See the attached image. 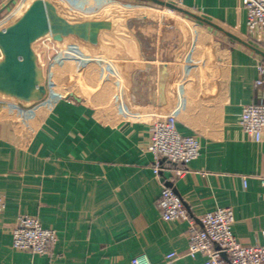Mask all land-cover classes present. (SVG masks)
I'll return each mask as SVG.
<instances>
[{
	"label": "crops",
	"instance_id": "1",
	"mask_svg": "<svg viewBox=\"0 0 264 264\" xmlns=\"http://www.w3.org/2000/svg\"><path fill=\"white\" fill-rule=\"evenodd\" d=\"M17 1L0 0V39L28 30L47 93L20 97L0 49V264H133L141 254L164 264L170 250L176 264H202L204 254H186L190 223L162 217L163 184L196 220L231 206L239 241L264 244V140L241 125L244 106L264 100V31L248 30L244 0H24L16 11ZM48 38L89 59L54 70L60 87L82 74L88 97L59 99ZM169 113L181 134L199 138L200 153L186 165L164 159L159 177L151 127ZM26 213L56 231L43 254L13 247Z\"/></svg>",
	"mask_w": 264,
	"mask_h": 264
},
{
	"label": "built area",
	"instance_id": "2",
	"mask_svg": "<svg viewBox=\"0 0 264 264\" xmlns=\"http://www.w3.org/2000/svg\"><path fill=\"white\" fill-rule=\"evenodd\" d=\"M244 3L247 8L248 30L252 34L264 31V0H244ZM15 5L16 11L21 10L25 7L24 0H18ZM44 46L53 65L51 72L67 61L74 62L77 69L81 68L84 61H89L74 43H66L62 46L52 38H48L44 41ZM259 72L257 83L262 84L264 65L259 66ZM53 75L50 84L55 90V85L59 83L55 71ZM55 92L58 94L57 89ZM241 125L251 139L264 140L263 99L244 106ZM149 150L154 156V172L160 177L164 159L177 165L188 164L199 155L200 140L196 135L181 134L177 127V118L169 113L165 116L159 115L152 122ZM183 172V169L177 168L174 176H180ZM158 206L165 220L181 219L190 223V241L186 254L192 258L199 253L204 254L205 259L202 264H264V244H243L234 233L235 213L231 206H220L207 211L196 220L190 216L183 197L172 185L167 184L162 185ZM5 207V197L0 192V221ZM55 240V229L43 226L38 217L32 214L19 215L12 228L13 247L18 250L43 254L49 250ZM178 258L179 252L170 250L165 254L164 264H176ZM133 264L153 263L147 254H141L133 259Z\"/></svg>",
	"mask_w": 264,
	"mask_h": 264
},
{
	"label": "water",
	"instance_id": "3",
	"mask_svg": "<svg viewBox=\"0 0 264 264\" xmlns=\"http://www.w3.org/2000/svg\"><path fill=\"white\" fill-rule=\"evenodd\" d=\"M31 8L32 6L29 7L28 13ZM54 38L62 40V35L57 33ZM29 40L27 29H12L5 38L0 39V49L7 60V67L11 69L12 80L21 83L16 86L17 94L20 97L39 100L47 93V64L41 62L42 56L35 54Z\"/></svg>",
	"mask_w": 264,
	"mask_h": 264
},
{
	"label": "rangeland",
	"instance_id": "4",
	"mask_svg": "<svg viewBox=\"0 0 264 264\" xmlns=\"http://www.w3.org/2000/svg\"><path fill=\"white\" fill-rule=\"evenodd\" d=\"M105 58V60H111V58L110 57H104ZM87 67V66H86ZM85 67V68H86ZM75 72V73H74ZM67 72H65V71H62V72H60V74H58V80L60 81V82H63V80L65 81V79H62V76L64 75V74H66ZM72 75H70V79L68 80V81H70L71 83H72V85H69V86H67V85H63V86H61L60 87V85L59 84H61V83H59V84H56L55 85V87L54 88H56L57 90H58V95H59V99H64V98H69V97H71L72 98V96L73 95H83V96H86V97H88V94L87 93H89V89H88V87H87V85L84 83V81L82 80V77H81V75L82 74H79L78 73V71H75V69L72 71V73H71ZM57 80V79H56ZM82 80V81H81ZM68 81H66V82H68ZM87 83H90V81H87ZM58 86V87H57ZM95 85H93V87H94ZM56 89H55V91H56ZM89 90V91H88ZM98 90V89H97ZM110 92V90L109 89H107L106 91H105V93H103V96L104 95H106L107 93H109ZM103 99H105V98H103Z\"/></svg>",
	"mask_w": 264,
	"mask_h": 264
}]
</instances>
